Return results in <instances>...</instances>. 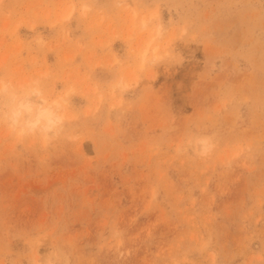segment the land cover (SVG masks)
<instances>
[{
  "label": "rangeland",
  "instance_id": "rangeland-1",
  "mask_svg": "<svg viewBox=\"0 0 264 264\" xmlns=\"http://www.w3.org/2000/svg\"><path fill=\"white\" fill-rule=\"evenodd\" d=\"M0 78L66 116L0 126V264H264V0H0Z\"/></svg>",
  "mask_w": 264,
  "mask_h": 264
},
{
  "label": "clouds",
  "instance_id": "clouds-1",
  "mask_svg": "<svg viewBox=\"0 0 264 264\" xmlns=\"http://www.w3.org/2000/svg\"><path fill=\"white\" fill-rule=\"evenodd\" d=\"M65 124L63 98H49L40 79L17 86L0 78V126L12 136L21 140L38 138L49 144L64 133ZM187 143L201 157L209 155L214 148L211 137L207 136L192 137ZM45 264H61V258L53 254ZM63 264H67L66 258Z\"/></svg>",
  "mask_w": 264,
  "mask_h": 264
},
{
  "label": "bare ground",
  "instance_id": "bare-ground-1",
  "mask_svg": "<svg viewBox=\"0 0 264 264\" xmlns=\"http://www.w3.org/2000/svg\"><path fill=\"white\" fill-rule=\"evenodd\" d=\"M88 6V5H87ZM71 7V6H70ZM69 7V10L67 11H65V14H63L64 15V18L65 19H70L71 17H72V14H73V11H74V9H73V7H71L70 8ZM133 20H135V17H133L132 18ZM135 22V21H134ZM135 24V23H134ZM142 26H143V29L144 28H146L147 26H148V21L146 20V19H142ZM161 31H162V28L160 27L159 28V30H158V33L157 34H160L161 33ZM150 33H151V31H150ZM153 33V32H152ZM151 33V34H152ZM154 35V34H153ZM156 35V34H155ZM157 36V35H156ZM154 39H156L154 36L151 38V40H150V42H147V46L145 47V49H144V51H143V53H142V58L143 59H146V57H147V55H148V53H149V48H150V45H151V43L154 41ZM157 49H158V46H155L154 48H153V52H154V54H153V59L154 58H157V56H158V53H157ZM125 87H126V85H125Z\"/></svg>",
  "mask_w": 264,
  "mask_h": 264
}]
</instances>
